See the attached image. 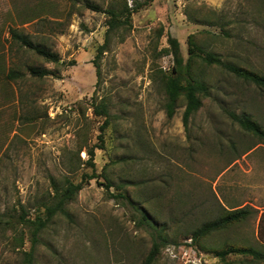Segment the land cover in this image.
Returning a JSON list of instances; mask_svg holds the SVG:
<instances>
[{"label":"rangeland","instance_id":"1","mask_svg":"<svg viewBox=\"0 0 264 264\" xmlns=\"http://www.w3.org/2000/svg\"><path fill=\"white\" fill-rule=\"evenodd\" d=\"M124 1L143 5L130 28L112 36L97 76L92 61L105 39L103 10ZM9 28L56 52L58 63L20 46ZM190 34L225 62L264 74V0H0V264H21L31 242L19 215L43 209L50 177L78 181L91 173L86 148L98 142L103 117L90 103L100 98L110 125L93 161L113 185H100L102 175L84 184L67 204L70 217L57 215L40 232L34 264H142L156 231L177 252L201 223L243 206L255 211L201 239L207 251L195 246L204 264H264L215 255L232 244L261 247L264 144L229 112L250 114L264 128V88L196 61L210 94L186 127L183 99L168 117L160 77L173 61L163 49L175 37L185 61ZM30 66L51 74L32 76ZM11 69L19 73L14 80L5 77ZM118 192L126 198L111 196ZM165 248L153 264H188Z\"/></svg>","mask_w":264,"mask_h":264},{"label":"trees","instance_id":"2","mask_svg":"<svg viewBox=\"0 0 264 264\" xmlns=\"http://www.w3.org/2000/svg\"><path fill=\"white\" fill-rule=\"evenodd\" d=\"M142 5V3L135 1L133 7H128L126 1H124L123 5H120L119 7L111 4L108 8L103 10V12H105L108 16L105 39L104 42L98 46L95 58L92 61L97 76H99L100 70L99 59L103 52L107 50L112 36H115L118 31L130 28L132 14L138 11ZM84 6L95 11L102 10L100 6L89 3L88 1L84 2ZM9 32L13 40L16 43L18 42L20 46H26L29 50L35 52L48 62L58 63L60 57L56 52L47 49L45 46L34 43L28 35L17 31L15 28H9ZM119 34L122 35V33ZM122 38H124L123 35ZM167 38L168 47L163 49V52L165 54H171L173 65L168 73L162 72L163 77H160V84H162L165 92L164 108L167 116L171 117L174 114L176 105H178L179 101L183 99L184 110L182 113V123L185 127L187 126L190 116L202 106V99L210 94V86L207 82V78L203 77L202 70L195 67L196 61L201 62V66H218L228 70L243 80L253 82L259 87L264 88V74L250 70L243 66H236L225 62V60L221 59V57L213 51L203 49L202 45L196 42L193 34H190L187 37L188 58L185 61L180 54L178 40L171 35ZM27 69L32 76L51 74V71L45 68L39 69L37 67L30 66ZM18 74L19 73L17 71L11 69L5 77L9 80H14L19 76ZM93 97H95V95ZM90 105L95 116L103 117L102 123L99 125L100 133L97 136L98 142L93 146L86 148L88 159L85 161V164H88L91 168V173L82 174L81 179L78 181L71 177H64L63 181H57L56 178L50 177L52 191L50 199L43 203V209L41 211L38 209L40 212L36 213L33 217H27V213L19 215L18 223L27 228L30 234L28 238L31 242L30 248L23 252L21 264H34V250L35 245L39 240L40 232L46 228L48 223L56 218L57 215L70 217L67 204L76 197L77 193L82 189L84 184L88 183L92 178H98L99 175H102L96 173L95 163L93 161L95 155L94 150L95 148L102 149L104 147L103 133L110 125V113L107 104L102 98L99 99L98 103H95L94 99V101H91ZM229 116L239 125L240 128L250 133L257 138L259 142L264 144V128L250 114L245 112L240 114L229 112ZM250 148L251 147H249V149ZM70 168L73 170V167ZM103 170L105 172V169ZM102 176L104 181L98 183L109 190V188L113 185L112 180L109 177H106L105 174ZM111 196L115 198H126L123 192H118V194ZM254 211L255 209L250 206L230 209L223 208L220 215L216 218L205 221L191 230L188 234L191 239V244L207 251L208 249L200 244L201 239L211 233L222 231L236 225L237 223L243 222L248 218V216L250 217ZM141 219L147 224H150L145 214L141 215ZM259 238L262 241L260 243V248L250 245L237 246L232 244L227 248L216 250L215 255L220 259H224L229 254H241L250 256L255 260L264 261V213H262L259 219ZM166 243H168L167 238L161 234V231H156V235L152 238L149 252L142 264H153L158 258L161 248L166 247ZM177 243L179 242H175L173 244Z\"/></svg>","mask_w":264,"mask_h":264},{"label":"built area","instance_id":"3","mask_svg":"<svg viewBox=\"0 0 264 264\" xmlns=\"http://www.w3.org/2000/svg\"><path fill=\"white\" fill-rule=\"evenodd\" d=\"M181 246L182 249L177 252L175 248H172L170 250L171 246H167L165 249L171 257L179 256L182 261L185 260L188 262V264H204L203 253L191 244L190 238L187 239L183 244H181Z\"/></svg>","mask_w":264,"mask_h":264}]
</instances>
